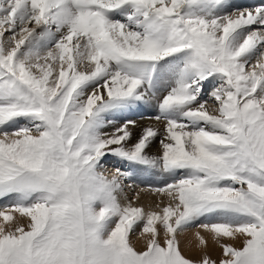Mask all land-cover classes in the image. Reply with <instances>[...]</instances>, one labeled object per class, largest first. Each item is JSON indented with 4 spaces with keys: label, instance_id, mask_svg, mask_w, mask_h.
<instances>
[{
    "label": "snow or ice",
    "instance_id": "6c2138e0",
    "mask_svg": "<svg viewBox=\"0 0 264 264\" xmlns=\"http://www.w3.org/2000/svg\"><path fill=\"white\" fill-rule=\"evenodd\" d=\"M0 264H264V2L0 0Z\"/></svg>",
    "mask_w": 264,
    "mask_h": 264
},
{
    "label": "bare ground",
    "instance_id": "6f19581e",
    "mask_svg": "<svg viewBox=\"0 0 264 264\" xmlns=\"http://www.w3.org/2000/svg\"><path fill=\"white\" fill-rule=\"evenodd\" d=\"M261 2H264V0H249L248 3L247 2H236V1H232V3H234L235 5H239L240 3H243V4H247L248 6L255 5V4H258V3H261ZM154 114H155V111L153 109L152 111H149V112H143L142 114H133L131 116V118L137 120L138 124L141 126L140 128H137L136 129L137 134H139V132H140V130H141L142 127L147 126V125H144L145 123H147V124L151 123V121H149L148 117L151 116V115H154ZM157 145H158V141H157V144L153 146L152 151H155L156 150ZM105 167H106V165H105ZM106 168L108 169V172L106 174H110L111 171L114 170V167L111 168L110 165L107 166ZM126 183H129V182L126 181ZM128 195H129V197L131 195L133 196L134 195V192H128ZM156 199L157 198L155 196H153V195H150L148 193H142L141 194V198L139 199L138 203L144 204L145 206H147L149 203L154 204L156 202ZM195 231H196V229L194 227L191 228V229H189V232L187 234V238H188L187 240L182 237L184 239V242L185 243L188 244V240H191V242H192L191 245L192 244H196V241H195L194 236L191 235ZM133 238H134V240L136 239L135 236Z\"/></svg>",
    "mask_w": 264,
    "mask_h": 264
},
{
    "label": "rangeland",
    "instance_id": "374dc122",
    "mask_svg": "<svg viewBox=\"0 0 264 264\" xmlns=\"http://www.w3.org/2000/svg\"><path fill=\"white\" fill-rule=\"evenodd\" d=\"M232 1H236V2H247V3H248L249 0H232ZM238 6L244 7V6H248V5H247V4L240 3ZM154 111H155V110H154ZM144 125H148V124L145 123ZM160 127H162V125H161ZM105 165H106V167L110 165L111 168L114 167V169H115L116 167L119 166V165H118L115 161H113V160L106 161V162H105ZM112 166H113V167H112ZM131 196H132V195H131ZM131 196H130V197H131ZM194 228H195V227H194ZM195 229H196V228H195ZM204 235H206V237L208 236V234H206V233H204ZM135 238H136L135 240H134V238H133V243H135V244L137 245V247H138V246H139V247H142V245H143V241H142V239H141V240H138L137 237H135ZM230 242L234 243L235 246H240V241H239V240H237V241H230ZM139 244H140V245H139ZM185 244H186V245H185ZM181 248H182V250L184 251V254H185L186 256L190 257V258L198 259V258L200 257V250L197 249V248L195 247V244H192V245L189 247L188 244L184 242V239H183V238L181 239ZM208 251H209V254L212 256V258L217 259V260L220 258L221 251H220L219 247L216 246V245H214L213 243H211V241H210V243H209Z\"/></svg>",
    "mask_w": 264,
    "mask_h": 264
}]
</instances>
